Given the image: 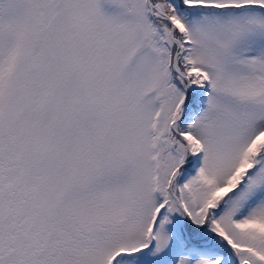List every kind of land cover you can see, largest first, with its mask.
Returning <instances> with one entry per match:
<instances>
[{"label":"snow or ice","instance_id":"6c2138e0","mask_svg":"<svg viewBox=\"0 0 264 264\" xmlns=\"http://www.w3.org/2000/svg\"><path fill=\"white\" fill-rule=\"evenodd\" d=\"M0 264H264V0H0Z\"/></svg>","mask_w":264,"mask_h":264}]
</instances>
